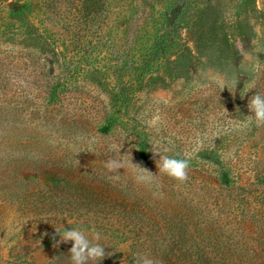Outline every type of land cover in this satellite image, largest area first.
I'll return each mask as SVG.
<instances>
[{
	"label": "rangeland",
	"instance_id": "obj_1",
	"mask_svg": "<svg viewBox=\"0 0 264 264\" xmlns=\"http://www.w3.org/2000/svg\"><path fill=\"white\" fill-rule=\"evenodd\" d=\"M255 92L264 0H0V264H72L55 227L100 234L88 264H264Z\"/></svg>",
	"mask_w": 264,
	"mask_h": 264
},
{
	"label": "clouds",
	"instance_id": "obj_2",
	"mask_svg": "<svg viewBox=\"0 0 264 264\" xmlns=\"http://www.w3.org/2000/svg\"><path fill=\"white\" fill-rule=\"evenodd\" d=\"M223 89L225 88L222 85ZM251 115L247 116L246 121L242 122L243 127H247L253 122L257 126H264V95L255 92L248 100L247 105ZM156 119H159L158 117ZM88 151L91 152L90 149ZM155 155L159 156L156 160L157 168L159 173L165 174L168 177L178 181L186 182L189 179L188 169L190 163L188 159L176 158L168 155H161L159 152L153 151ZM122 156L116 153V155L109 156L105 160V167L109 172H119V169L124 168V161ZM132 168L135 170V179L139 183L150 182L152 172L143 168L139 164H134L132 159L130 161ZM56 234L59 235L60 239L57 241L56 236L52 237L54 247H58L60 243L72 242V247L70 248V259L72 264H88L89 261L103 260L106 255H112V253H106L105 247L99 243H93L94 241H99L101 239L98 232H94L92 240H89L84 231L79 228H71L70 230L56 228ZM135 264H157V261L149 256H135L133 257Z\"/></svg>",
	"mask_w": 264,
	"mask_h": 264
}]
</instances>
